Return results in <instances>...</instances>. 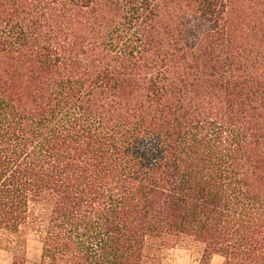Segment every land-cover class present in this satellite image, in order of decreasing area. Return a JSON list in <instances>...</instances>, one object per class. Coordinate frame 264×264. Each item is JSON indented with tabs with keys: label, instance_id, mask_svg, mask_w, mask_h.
<instances>
[{
	"label": "trees",
	"instance_id": "16d2710c",
	"mask_svg": "<svg viewBox=\"0 0 264 264\" xmlns=\"http://www.w3.org/2000/svg\"><path fill=\"white\" fill-rule=\"evenodd\" d=\"M264 264V0H0L9 264Z\"/></svg>",
	"mask_w": 264,
	"mask_h": 264
},
{
	"label": "rangeland",
	"instance_id": "374dc122",
	"mask_svg": "<svg viewBox=\"0 0 264 264\" xmlns=\"http://www.w3.org/2000/svg\"><path fill=\"white\" fill-rule=\"evenodd\" d=\"M26 255L28 264H38L41 258L42 242L37 233L27 235ZM203 244L190 238L183 237L172 243L153 242L148 246V254L152 264H199L203 253ZM13 250L0 244V264H9ZM223 257L214 253L209 264H222Z\"/></svg>",
	"mask_w": 264,
	"mask_h": 264
}]
</instances>
